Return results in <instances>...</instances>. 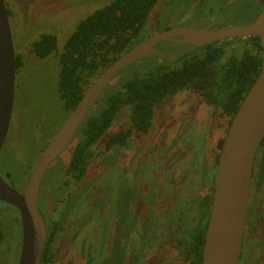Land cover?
Returning <instances> with one entry per match:
<instances>
[{"label":"rangeland","instance_id":"374dc122","mask_svg":"<svg viewBox=\"0 0 264 264\" xmlns=\"http://www.w3.org/2000/svg\"><path fill=\"white\" fill-rule=\"evenodd\" d=\"M114 1L5 0L14 50L21 57L22 66L16 72L14 108L0 154V175L5 178L9 174L18 192L25 191L46 146L70 114L58 92L59 58L68 39L82 20ZM200 2L159 0L138 40L142 42L161 30L188 23ZM208 3L204 16L213 15L210 20L220 18L221 26H248L264 9V0ZM45 34L57 37V49L49 57L40 58L32 53V45ZM249 43H224L226 58L238 55ZM162 46L169 56L188 49L180 45ZM169 56L145 57L122 69L88 117L101 107L102 98L134 77L144 76L160 64L174 65L176 62L171 63ZM103 72L96 73L90 86ZM194 93L165 101L153 129L141 136L133 135L126 145L108 153L104 161L99 157L101 164L90 167L89 180L76 182L65 174L80 134L53 162L41 186L42 190H55L58 203L54 221L64 218V231L53 247L52 264H186L184 242L192 239L193 229L202 217L203 196L214 184L217 145L226 137L231 119ZM116 122H120L119 130L125 128L128 112ZM100 147L97 152L101 154L104 145ZM141 167L146 171L137 174ZM94 172L96 181L91 174ZM148 173L160 183L150 182ZM0 207L5 233L0 243V264H19L22 228L15 223L19 212L3 202ZM261 212L258 206V217L264 216ZM257 216L248 218L239 264H258V259L264 264V224ZM137 249V256L133 257Z\"/></svg>","mask_w":264,"mask_h":264},{"label":"trees","instance_id":"16d2710c","mask_svg":"<svg viewBox=\"0 0 264 264\" xmlns=\"http://www.w3.org/2000/svg\"><path fill=\"white\" fill-rule=\"evenodd\" d=\"M158 2L159 0H115L78 24L59 58L61 69L58 92L66 111L71 112L77 107L99 70H106L121 55L141 42L138 40L139 36ZM250 41L252 52L243 51L228 58L225 46L220 43L197 46L172 58L170 62H176L174 65L160 64L148 74L134 77L121 89L102 98L101 107L87 116L81 125L80 142L65 174L74 181L83 179L91 147L102 140L125 110L130 111L133 127L141 133H147L152 126L156 108L183 90L197 89L208 104L233 117L262 69L261 40L254 37ZM56 49L57 37L51 34L43 35L32 45V53L40 58L49 57ZM21 66V57L17 56L16 67L18 69ZM127 140L128 133H118L111 135L107 144L110 148L116 144H126ZM224 140L222 138L219 141L218 148L223 146ZM262 164L264 169V160ZM212 192L211 188L203 196L202 217L194 231L192 230V239L184 242L186 264L203 263ZM15 223L21 226L20 216ZM63 230L61 220L53 221L40 264L53 263L52 242ZM4 238L0 219V243Z\"/></svg>","mask_w":264,"mask_h":264},{"label":"water","instance_id":"95a60500","mask_svg":"<svg viewBox=\"0 0 264 264\" xmlns=\"http://www.w3.org/2000/svg\"><path fill=\"white\" fill-rule=\"evenodd\" d=\"M204 0L199 7L200 15ZM173 36L181 43L212 44L230 38L259 37L263 48L262 69L236 112L220 153L208 219L202 264H239L247 228L254 165L264 140V9L249 26L219 31L180 26L157 33L121 55L86 90L77 107L69 114L46 146L24 192H18L0 175V201L20 215L22 247L19 264H40L55 202L51 193L49 212L39 211L40 190L50 166L68 148L89 112L101 98L111 80L133 62L166 54L155 48ZM16 53L5 0H0V154L8 137L16 89ZM7 178H11L8 174ZM11 180V179H9Z\"/></svg>","mask_w":264,"mask_h":264},{"label":"flooded vegetation","instance_id":"af4514ba","mask_svg":"<svg viewBox=\"0 0 264 264\" xmlns=\"http://www.w3.org/2000/svg\"><path fill=\"white\" fill-rule=\"evenodd\" d=\"M204 0H201V2H200V5L202 4V2H203ZM208 2H210V0H207L206 2H205V4H204V6H203V9H202V11H201V13H200V15L198 16V18H197V13H198V10H199V8H197L198 10H197V13H196V15L194 16V18L192 19V20H190L188 23H186V24H183V25H179V26H175V27H173V28H176V27H180V26H193V28H195V29H198V30H203V29H208L209 31H219V30H224V29H228V28H232V27H237V26H231V25H225V26H221V25H219V19L220 18H218V17H215L214 19H212V20H210V18L211 17H214L213 15H210V16H208V17H205L204 16V9H206V7H207V5L209 4ZM220 12H222V8H220ZM159 25H160V22L157 24V27H159ZM251 25V24H250ZM249 26V25H248ZM243 27H246V26H243ZM173 28H167V29H164V30H161V31H159V32H157V33H162V32H167V31H169V30H171V29H173ZM157 33H155V34H157ZM155 34H153V35H155ZM152 35V36H153ZM151 37V36H150ZM150 37H148V38H150ZM147 38V39H148ZM251 38H254V37H250V38H230V39H226V40H222V41H218V42H214V43H212V44H215V43H220V44H222V45H224V43H226V42H233V43H240V42H242V41H244V40H246L247 42H250L249 43V47H247L246 49H244L243 51H250V52H252V50H253V47H252V44H251ZM146 40V39H145ZM144 40V41H145ZM182 40H184V37H181V36H173L172 38H171V40H169V41H161V42H158V43H156L155 44V48L156 49H158L159 51H162V48H163V44H166V45H171V46H178V45H180V46H185V47H187L188 49L186 50V49H183V50H181V51H178L176 54H172V55H168L167 53H165L166 55L165 56H163V57H168L169 56V58H175V57H177L178 55H180V54H183V53H185L186 51H188V50H192V49H194V48H196L197 46H207V45H210V44H203V45H199V44H194V43H181V41ZM143 42V41H142ZM141 43V42H140ZM140 43H138V44H140ZM137 44V45H138ZM136 46V45H135ZM242 50L239 52V54L240 53H242L243 52ZM163 52V51H162ZM238 54V55H239ZM159 57V56H158ZM163 57H160V58H163ZM194 91H196V94L195 95H197L198 96V99L199 98H201L202 100H203V103H207L206 101H205V99L203 98V96L200 94V92L198 91V90H195V89H190V90H183V91H181L182 93H178L177 95H179V94H182V95H186L187 93H191V92H194ZM177 95H175V96H172V97H170V98H168V99H166L165 101H169V100H171L172 98H175ZM187 96V95H186ZM191 96H193V95H191ZM196 96V97H197ZM188 97H190V96H188ZM186 98V97H185ZM164 101V102H165ZM200 101V100H199ZM162 103L158 108H156V110H155V112H154V117H153V119H152V126H151V128L149 129V131H151V129H153V127H154V123H155V120H156V116H157V113H158V111H159V109H161L162 108V106L166 103ZM202 103V102H201ZM202 103V104H203ZM208 104V103H207ZM209 105H211V104H209ZM213 107H214V105H213ZM128 112V124H127V126L125 127V128H123L122 130H119L118 129V124L120 123H115L114 124V126H112L107 132H106V134L102 137V140L101 141H99L97 144H95L94 146H92L91 147V149H90V153H91V156L88 158V162H87V164H86V168H85V170H84V172H85V174H84V177H83V179L81 180V181H85L86 179H90V176L87 178V176H88V171H89V169H90V167H92V166H95L96 164H98V165H100L101 163V161H104L106 158H105V156L109 153H114V148L115 147H117V146H122V145H126L127 143H128V141H129V139L131 138V137H133V135H137V136H141V135H143V134H145V133H141V132H139L136 128H134L133 127V122H132V120H131V118H130V111L129 110H125L123 113H125V112ZM72 112V111H71ZM71 112H69V113H71ZM223 115H225V114H223ZM88 116V115H87ZM226 116H228V115H226ZM235 116V115H234ZM234 116L233 117H231V119L230 120H228V123H229V127H230V125H231V122H232V120H233V118H234ZM121 117H123V114H122V116ZM87 118V117H86ZM189 121L191 120V118L189 117V118H187ZM86 120V119H85ZM84 120V121H85ZM229 129V128H228ZM148 131V132H149ZM79 132V131H78ZM147 132V133H148ZM120 134V133H128V140H127V143L126 144H116V145H114V146H112V147H108V144H107V141L109 140V138H110V136L111 135H117V134ZM78 134L79 133H77L76 135L78 136ZM227 135V134H226ZM76 137V136H75ZM225 138V137H224ZM219 141H221V139L219 140ZM264 141V140H263ZM220 143V142H219ZM263 143V142H262ZM101 145H104V150H103V152L100 154L99 152H97V149L98 148H101L100 146ZM219 145V144H218ZM217 145V155H216V158H215V163H216V169H217V165H218V161H219V157H220V153H221V150H222V147L221 148H218L219 146ZM99 153V154H98ZM263 155H264V146L262 147V145H261V147H260V150H259V152H258V154H257V157H256V160H255V165H254V172H253V180H252V185H251V192H250V199H251V201H250V206H249V214H248V218L251 216V220L252 219H254L255 218V216H257V213H256V209H257V207L258 206H261V209H262V212H261V215L263 214V212H264V169H263ZM99 157H103L102 158V160L100 161V159H98ZM137 165H140L139 164V162L137 161ZM136 165V166H137ZM145 167V166H144ZM137 167H135V169H136ZM146 170L145 169H143L142 167L141 168H139L138 169V171H137V174H139V173H143V172H145ZM131 173L133 174V172L131 171ZM214 173H216V170H215V172ZM91 174H93V178H94V174H95V172L94 173H91ZM90 174V175H91ZM98 174V172H96V175ZM7 175L8 174H6L5 176V178H3L6 182H8V183H12V179L11 178H9V179H11V180H9L8 178H7ZM121 175V174H120ZM148 175L150 176V182H153V183H155V181H157V182H159V180L157 179V178H154L153 177V174H151V173H148ZM32 176V175H31ZM122 176V175H121ZM143 177H145V175H142V179H143ZM31 178V177H30ZM146 179V178H145ZM214 180H215V177H214ZM81 181H77L76 180V182H81ZM94 181H96V177L94 178ZM93 182V181H92ZM10 183V184H11ZM91 183V182H90ZM160 183V182H159ZM12 185V184H11ZM90 184H88V187H90L89 186ZM212 189H213V192H214V184H213V186H212ZM93 190H95L94 192H96V183H95V185H94V187H93ZM92 190V191H93ZM54 191L55 190H49V189H43L42 190V188H41V190H40V198H39V211H40V214H41V216L43 217V218H46L47 216H48V212H49V198H48V194L49 193H51V195H52V198H53V200H54V202H55V206H54V209H53V214H52V217H51V220H50V223H49V225H48V235H47V240H48V237H49V230H50V228H51V226H52V224H53V221H54V214H55V212H56V206H57V200H56V196H55V194H54ZM213 192H212V199H213ZM58 194V193H57ZM138 200V199H137ZM139 201L141 202V203H143V205H145L144 204V202L140 199V196H139ZM70 203V202H69ZM69 205V204H68ZM255 207V208H254ZM210 209H211V207H210ZM253 209L255 210V212L253 211ZM209 215H210V212H209ZM20 216V215H19ZM64 219V218H63ZM63 219L61 220L62 222H63V224H64V221H63ZM208 219H209V217H208ZM256 219H258L260 222H262L263 224H264V216H260V217H256ZM248 223V222H247ZM136 224H138L136 221H135V225ZM207 224H208V220H207ZM207 224H206V229H207ZM64 231V230H63ZM62 234V233H61ZM59 236L60 235H58L57 236V239H55L53 242H52V246L54 247L55 246V243L58 241V239H59ZM47 240H46V242H47ZM46 242H45V244H46ZM137 251H138V249L136 250V251H134L135 253H134V255H133V257H136L137 256ZM242 254V253H241ZM241 258V257H240ZM258 264H262V260H260V259H258Z\"/></svg>","mask_w":264,"mask_h":264}]
</instances>
